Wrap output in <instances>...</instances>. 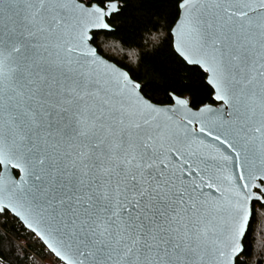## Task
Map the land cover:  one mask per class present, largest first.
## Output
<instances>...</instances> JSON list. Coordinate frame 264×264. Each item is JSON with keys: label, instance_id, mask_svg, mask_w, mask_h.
<instances>
[{"label": "snow or ice", "instance_id": "obj_1", "mask_svg": "<svg viewBox=\"0 0 264 264\" xmlns=\"http://www.w3.org/2000/svg\"><path fill=\"white\" fill-rule=\"evenodd\" d=\"M142 3L0 0V217L39 264H264V0Z\"/></svg>", "mask_w": 264, "mask_h": 264}, {"label": "trees", "instance_id": "obj_2", "mask_svg": "<svg viewBox=\"0 0 264 264\" xmlns=\"http://www.w3.org/2000/svg\"><path fill=\"white\" fill-rule=\"evenodd\" d=\"M163 0H143L142 6L135 9L136 19L135 21L129 19L128 23L138 24V25H148L150 24L154 18L155 14L158 10L155 5L162 3ZM107 44V42H105ZM117 50V49H116ZM112 54V53H111ZM118 54V53H114ZM161 58L167 56L166 52H160L158 54ZM148 63H151L150 61ZM30 235V234H29ZM9 247H13L17 249V254L20 255L19 261L17 264H39V258L35 257L33 260L31 259L32 245L28 239H26L23 230L20 229L19 222L17 221L15 224L9 222L6 226L3 222V218L0 217V250L7 249ZM26 247L29 250V258H25L23 255L21 248ZM255 259V258H254ZM40 264H46L45 261H41Z\"/></svg>", "mask_w": 264, "mask_h": 264}, {"label": "rangeland", "instance_id": "obj_3", "mask_svg": "<svg viewBox=\"0 0 264 264\" xmlns=\"http://www.w3.org/2000/svg\"><path fill=\"white\" fill-rule=\"evenodd\" d=\"M106 50H108L110 53L114 54V53H118V50L112 48V47H108ZM46 262V261H45ZM47 264V262H46Z\"/></svg>", "mask_w": 264, "mask_h": 264}]
</instances>
